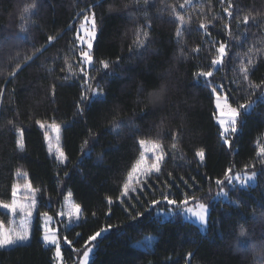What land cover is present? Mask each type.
Here are the masks:
<instances>
[{
    "label": "trees",
    "instance_id": "obj_1",
    "mask_svg": "<svg viewBox=\"0 0 264 264\" xmlns=\"http://www.w3.org/2000/svg\"><path fill=\"white\" fill-rule=\"evenodd\" d=\"M87 13L97 36L86 70L105 94L77 114L85 66L76 37ZM222 42L226 55L214 68ZM210 70L207 79L231 105L252 104L230 135L231 148L219 136L211 87L195 75ZM37 120L61 125L64 164L49 154ZM19 129L23 149L16 145ZM141 139L147 148L159 144L165 160L121 203ZM262 147L264 0H0V203L11 202L23 174L36 194L37 219L56 215L66 197L80 204L81 220L59 231L72 241L63 251L68 261L70 247L81 255L88 236L112 224L118 227L94 242L89 264H264ZM201 149L203 162L195 155ZM227 169L255 171V183L218 187ZM221 187L227 199L218 195ZM169 190L178 202L190 196L191 204L210 205L205 233L180 215L163 220L146 211ZM137 212L144 216L133 222ZM9 220L0 209V222ZM0 264H54L53 247L36 228L28 243L0 249Z\"/></svg>",
    "mask_w": 264,
    "mask_h": 264
},
{
    "label": "snow or ice",
    "instance_id": "obj_2",
    "mask_svg": "<svg viewBox=\"0 0 264 264\" xmlns=\"http://www.w3.org/2000/svg\"><path fill=\"white\" fill-rule=\"evenodd\" d=\"M85 20L89 22L90 30L86 31L84 35H80L78 32L76 39L79 42V46L81 47L79 56L81 62L85 66V68L81 69L84 79V84L82 85V87L85 89V92H87L88 94L86 95L85 92L81 93L79 102L76 105L77 114L83 113L84 108L87 106L85 102L91 103L92 98L101 97L105 94L103 89L100 88L99 85L93 88L89 83L90 79L92 78L89 77V73L86 70V68L91 67L93 64L92 49H93L94 40L97 36V23L95 18H90L86 16ZM48 41L49 43H51L53 41V38L50 37ZM139 43L140 45H143V41H140ZM216 52L218 53V55L211 62L214 68L222 63V60L226 55V44L223 42L220 43L219 47L216 49ZM100 64L104 69H109L110 65L108 62L101 60ZM69 68H71V65H69ZM240 71L244 73V80H248V69L242 66ZM195 75L197 79L205 78L206 84L209 87H211V92L215 97L216 121L220 128L219 136L221 137L223 144L231 148L232 140L230 138V134H235L239 131L238 124L240 125L243 124L242 117L244 115V110L250 107V105L239 104L238 107H233L229 103V99L227 95L217 94V87L213 86L211 84V81L207 79L213 76V71L211 70L199 71ZM249 87L251 89H258L261 87V85L251 84V82H249ZM36 124L39 127V129L43 130V138L45 141L48 142V152L51 153L53 148H55L56 161H58L60 164H64L66 162L67 157L65 151L59 146L61 125L55 122L47 123L41 120H37ZM49 129L51 130L52 133H55V139H56L55 145L52 144V138L49 134ZM17 137L18 138L16 139V145L18 148L23 149L24 135L22 129L17 130ZM139 145L142 148L139 154L140 159L132 166L131 171L128 172V182L124 183L123 190L121 192V197L119 198L121 203H123V198L128 197L130 193L138 191L140 189L142 182L143 183L147 182L146 178L150 177L153 174L160 173L162 162L165 160V155L163 153V150L160 148L159 144L154 143L151 145L150 148H147L145 147L146 141L141 139L139 141ZM175 147L176 145L173 144V148ZM148 153H150L152 157L150 163L146 159ZM195 155L199 158L201 162L205 160V151L203 149L197 151ZM259 155L261 157H264V147L259 149ZM231 172L232 169H227L224 173L223 180L216 179L215 181L216 185L220 187L225 182L231 185L233 181L238 182L240 185H244L246 181L252 180V178L257 175V173L253 171L251 175H245L244 178L242 179L239 174L233 176ZM134 177L136 178L135 183H133ZM24 187L32 193L28 203H20L17 200V193L19 188L18 185L13 184L11 189V196H12L11 203H0V208L6 209L13 214L19 212L27 221L31 219L33 215V209L36 208L37 201L35 199V193L32 192L31 190V186L29 184H25ZM220 190L221 192L224 191L222 187L220 188ZM170 195H171V191L169 190L167 194L163 195L162 201L153 199L148 209H146V211H151L154 207L162 203H166L168 206H182L185 211L192 213L202 225L207 223V216L211 210L209 204L200 203L197 201L196 210H193V208L189 207L188 205L190 200H196L195 197L185 196L183 200H180L178 202L176 199H170L169 198ZM107 203L111 205L113 201L111 199H108ZM80 211H81V205L75 204L72 206V210L69 211L67 215L69 217H76L77 219H79L78 214L80 213ZM110 214H111V208H109V211L105 213V215H110ZM40 215L44 219L42 240L44 244L55 245L53 259L56 262V264H62L63 257H62L60 242L58 241L56 236V230L48 227V222H50L53 219V217L50 216L48 212H43ZM58 215L63 216L64 213H58ZM142 216H144L143 212H137L134 216H131V220L135 222L139 220ZM114 227H118V226L108 224L107 226L100 228L94 234L88 236L87 240L85 241V247L87 250L83 252V257L80 259L79 264H88L90 253L94 251V242L102 235L111 232ZM29 239H30V233L28 227L22 226L19 230L6 229L4 224L0 223V249H5L8 246L15 245L18 241L20 242L29 241ZM65 243L71 245L72 241L65 240Z\"/></svg>",
    "mask_w": 264,
    "mask_h": 264
},
{
    "label": "rangeland",
    "instance_id": "obj_3",
    "mask_svg": "<svg viewBox=\"0 0 264 264\" xmlns=\"http://www.w3.org/2000/svg\"><path fill=\"white\" fill-rule=\"evenodd\" d=\"M86 16L90 17V18H93V14L92 13H87V14L83 15L80 18L81 21L79 22V26L77 27V33L79 32L80 35H84L86 31L90 30L89 22L85 20ZM78 44H79V42H78ZM80 50H81V47L78 48L77 54H79ZM78 59L80 60V56L78 57ZM216 87H217V94H219V95H227L226 92L223 90V88L220 85L216 86ZM214 104H215V97H214ZM245 105H250V107H248L246 110H244V113H247V112L250 111L252 104L251 103H246ZM233 107H238V106H233ZM215 121H216V114H215ZM216 123H217V121H216ZM49 134H50V136L52 138V144L55 145L56 144L55 133H52L51 130L49 129ZM230 135H233V134H230ZM46 144H47V148H48V142L47 141H46ZM59 146L61 147V132H60ZM141 150H142V148H141ZM49 154L55 159V148H53L52 152L49 153ZM148 154H147V156H148ZM139 159H140V156H139L138 160ZM146 159H148V158L146 157ZM237 174H239L241 176V178L243 179L245 175H251L252 173H247V172H238L236 174L232 173L233 176H236ZM20 177H21V180L16 184V185H18V188H19L18 193H17V200L20 203H28L29 202V198L31 197L32 193L28 189H26L24 187V185L25 184H29V182L28 181L27 182H24V181L21 182L23 180V177H24L23 174H21ZM135 179L136 178L134 177L133 178V183H135ZM126 182H128V177L126 179ZM254 183H255V176L252 178V180L246 181L244 185H240L236 181H233L232 185H238V186L241 187V186H248V185L254 184ZM142 188H144V184L143 183L141 184L140 189L138 191L130 193V194H132V196H136L138 194V192L142 190ZM31 190H32V192H34L32 187H31ZM218 195L222 196L223 199H227V191H223V192L220 191L218 193ZM35 199H36V194H35ZM196 203H192V204L189 203L188 206L193 208V210H196ZM205 204H207V203H205ZM73 205H75V203L73 202L71 197H66L64 199V201H63L61 209L57 212L56 215H51V214L48 213L50 216L53 217V219L50 222H48V227L51 228V229H55L56 230V236H57L58 241L60 242L61 252H62V257H63L62 264H79L80 259L83 257V252L85 250H87L86 247H85V249L82 251V254L78 255L77 253L72 251V250H74V247H70V250L72 252L71 255H72L73 259H74L72 262L68 261L65 258V255H64V252H63L64 251V247L65 246L68 247L70 245L65 243V240H67V239H65V238L63 239V237L60 236V234H59L60 229L62 227H65V228L71 227V226H73L74 224L78 223L81 220V211L78 214L79 219H77L76 217H69L67 215V213L72 210V206ZM0 209H2L3 211L7 212L10 215V220H9L8 225H4L6 229H17V230H19L22 226L28 227L29 233H30V239H29V241H30L31 237H32V234L34 233L35 229L37 228L39 237L42 240L44 219L41 217V215L37 219V205H36V208L33 209V215L31 217V219L27 220V221L22 216V214L19 213V212L13 214V213L9 212L6 209H3V208H0ZM58 213H64V215L60 216V215H58ZM153 213L156 215L157 218H160V219H163V220L164 219L168 220L170 218H174L177 215H180L183 220L192 222L195 225H197L201 232L205 233L206 230H207L209 214L207 216V223L202 225L199 222V220L192 213H189V212L185 211L182 206H167V207L156 206V207L153 208ZM0 223H2V222H0ZM29 241H26V242L18 241L15 245L25 244V243H28ZM42 242H43V240H42ZM15 245H12V246H15ZM44 245L53 247V256H54L55 245H52V244H44ZM12 246H8L7 248L12 247ZM93 253H94V251L90 253L88 264L90 263V261H91V259L93 257ZM53 261H54V259H53ZM54 264H56L55 261H54Z\"/></svg>",
    "mask_w": 264,
    "mask_h": 264
}]
</instances>
